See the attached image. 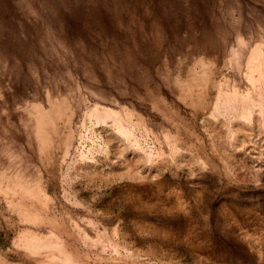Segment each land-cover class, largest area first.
Wrapping results in <instances>:
<instances>
[{
  "label": "rangeland",
  "instance_id": "1",
  "mask_svg": "<svg viewBox=\"0 0 264 264\" xmlns=\"http://www.w3.org/2000/svg\"><path fill=\"white\" fill-rule=\"evenodd\" d=\"M0 264H264V0H0Z\"/></svg>",
  "mask_w": 264,
  "mask_h": 264
},
{
  "label": "bare ground",
  "instance_id": "2",
  "mask_svg": "<svg viewBox=\"0 0 264 264\" xmlns=\"http://www.w3.org/2000/svg\"><path fill=\"white\" fill-rule=\"evenodd\" d=\"M99 119H101V117H99ZM120 130L122 131V133H124V134L127 135L128 137H131V136H132V132H131V131H129V130H124V129H122V128H120ZM148 156L151 158L152 154H151V153H148ZM149 157H148V158H149ZM62 257H64L65 261H67V262H68V260H70L69 257H68V255L65 254V253H63V256H62Z\"/></svg>",
  "mask_w": 264,
  "mask_h": 264
}]
</instances>
